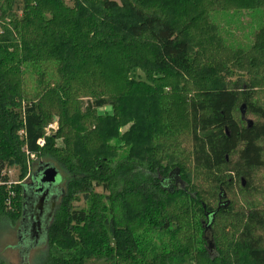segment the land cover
I'll list each match as a JSON object with an SVG mask.
<instances>
[{
	"label": "trees",
	"instance_id": "trees-1",
	"mask_svg": "<svg viewBox=\"0 0 264 264\" xmlns=\"http://www.w3.org/2000/svg\"><path fill=\"white\" fill-rule=\"evenodd\" d=\"M72 1L0 0V216L20 217L9 171L35 154L66 173L37 264H264V205L247 198L264 169V0ZM237 181L247 208L227 196Z\"/></svg>",
	"mask_w": 264,
	"mask_h": 264
},
{
	"label": "rangeland",
	"instance_id": "rangeland-1",
	"mask_svg": "<svg viewBox=\"0 0 264 264\" xmlns=\"http://www.w3.org/2000/svg\"><path fill=\"white\" fill-rule=\"evenodd\" d=\"M66 3L68 5H73V1L72 0H65ZM116 1H120V0H116ZM247 15L244 13L240 14L237 16V18H234V20L238 21V19H240L239 22H243L245 23L246 19H247ZM236 34L241 35V30H235ZM241 37V36H240ZM242 40H246L244 37H242ZM136 75H141V72L136 71ZM236 75L232 77V79H236ZM28 81V79H27ZM30 81V80H29ZM257 96L260 99L264 98V94L258 93ZM83 101H86V98L83 99ZM242 102L239 103L238 105V116L241 115L240 113V109L242 106ZM247 110L244 108V113H245V120L247 119H251L252 121H256V117L253 116L251 113L246 112ZM96 112L98 115H103L106 113H111V108H109L108 106H103V107H99L96 109ZM245 120L243 122H245ZM131 123H126L124 125H122L121 127H119L118 132L120 134H123L124 132L128 131L130 129ZM59 127V123H58V116H53V119L51 122H49L46 127H45V132L49 135V134H54ZM112 144L117 145L119 143V141L115 138H113L112 140H110ZM121 143V142H120ZM119 143V144H120ZM56 145L57 146H63V140L61 138H57L56 140ZM128 148L124 149L120 148L119 150V157H123L126 153ZM27 166H26V172L24 173V175L22 177H19V169L18 167H12L10 168L9 171V175H10V181L13 184H24L25 182H28L30 180V176L32 174V172L35 170V168L37 167L38 162H49L53 165H55L59 170H60V174L61 176L66 177V173L61 169V166L54 160H52L50 157H38L35 154L30 155L29 157H27ZM253 176V185L251 186V189L248 190V192L250 194H247V198L248 197H252V203L254 205L257 206H261L264 205V169L263 170H257L256 172H254ZM243 180V179H242ZM201 181V182H200ZM65 179L61 180V183L59 182V189L64 190V188H66V183H65ZM198 183H201V185L206 189V185L203 184L205 183L202 182L201 179H199L198 181H196ZM246 182L244 180V185L245 186ZM239 186L240 183H235L233 185V189L227 193V196L229 199H232L234 201H236V205L237 208L238 207H242V208H247L248 205L245 202V199H242V196L245 195L246 196V192L245 191H241L239 190ZM255 188V190H257V192H260V194H257L256 192H252L253 189ZM204 189V191H205ZM96 191H102V189L100 187H96ZM206 202L208 201L209 204L211 206H216L217 205V195H216V199L212 198V197H206ZM73 205L75 208H81V207H85L87 204L85 203V201L80 197L79 199H76L73 202ZM19 220L20 217L15 220L12 221L9 218L5 217V216H0V262H3L4 264H20V255H19V251L17 250V244L19 243L18 239V227H19ZM48 250V243L47 240L34 245L33 247H31V250L28 251L27 254V260L29 264H37L39 263V261L42 259V257L44 256V252H46ZM93 264H106V263H102V262H93ZM176 264H193V262L191 261H185V262H179Z\"/></svg>",
	"mask_w": 264,
	"mask_h": 264
},
{
	"label": "flooded vegetation",
	"instance_id": "flooded-vegetation-1",
	"mask_svg": "<svg viewBox=\"0 0 264 264\" xmlns=\"http://www.w3.org/2000/svg\"><path fill=\"white\" fill-rule=\"evenodd\" d=\"M41 169L40 166V162H38L37 167L35 168V170L32 172L31 176H30V180L28 182L24 183L25 186V190L27 192V198L30 199L29 202H24V200L22 199L21 203H22V207L24 209H22L21 207V214H20V220L21 223L23 224L24 222H26V224L24 223V227L23 228V235L19 236V240L20 242L22 241L21 239H25V241L30 242L29 240L36 241V239L38 237L44 238V236L47 235V230L48 227L52 221L54 212L57 208V205L59 203L60 197H61V193H62V189H59V182H55V184H44L43 185V189L46 188L47 190V194L45 195L44 201H43V208L40 210L36 207L35 203H32V201L36 198V197H40V195H42L43 193H45L44 191L46 190H42L41 192L38 193L37 189L39 188V172ZM174 178H176V175L173 176L172 180H167L168 185L171 187L172 185L176 186V187H183L181 185H183V181L181 179L178 180V182L176 183ZM178 179V178H177ZM54 200V201H53ZM225 201H228L226 199V196L222 199H218L217 201V206L220 204L219 208H224L223 204L225 203ZM54 202V204H53ZM25 206V207H24ZM23 210H25L23 212ZM25 213L26 217H23L22 214ZM23 217V218H22ZM208 221L203 222V226H204V230L206 229L207 231L211 232V226L209 227L207 225ZM210 251H214V249H211ZM20 262L21 264H23L24 262L21 261L20 258Z\"/></svg>",
	"mask_w": 264,
	"mask_h": 264
},
{
	"label": "water",
	"instance_id": "water-1",
	"mask_svg": "<svg viewBox=\"0 0 264 264\" xmlns=\"http://www.w3.org/2000/svg\"><path fill=\"white\" fill-rule=\"evenodd\" d=\"M242 107H244V105L241 106L242 115L244 116V109ZM246 122H248L250 124L251 120L247 119ZM40 166H41V169H39L40 170V172H39V176H40L39 184H41V185H39V188L37 189L38 193L41 192L42 190H46V188L45 189L42 188L44 184H48V185L53 184V183L55 184V182H59V177H60L58 168L55 165H53V164H51L49 162H41L40 161ZM174 175H176V178H174V180L177 183L179 178H180L178 169H173L172 171H170L169 175H168V179L172 180ZM183 184H184V182H183ZM242 185H244V180H242ZM25 189L26 188H25V186L23 184L22 185V199L24 200V202H26V201L29 202L30 199L27 198L28 196H27V192H26ZM44 192L45 193L40 195V197H36L32 201V203H35L36 207L38 209H40V210L43 208V201H44L43 197H45V195L47 194V190L44 191ZM62 195H63V191L61 193V196ZM225 196H226L225 193H220L219 194V198L220 199L224 198ZM53 204H54V202H53ZM227 204H228V201H225L223 206L226 207ZM219 207H220V204L218 205L217 209L212 211V213H210V212L206 213V217L208 218V221H209V214H211V219H210L209 223L207 222V225L209 227L211 226V223L213 221V217H214V215H215V213H216V211L218 210ZM22 209H24V208L22 207ZM24 211L25 210H23V212ZM22 216L26 217L25 213H23ZM24 223L26 224V222H24ZM24 223L22 224L21 221H19V227H18V230H17L18 231V239H19V236L23 235V233H22L23 232V228L22 227H24ZM204 237H205V240L207 242V249L209 251L211 249H214V242H213L212 232H209V231H207L205 229L204 230ZM45 238H46V236H44V238L38 237L36 239V241L32 240V242H31V240H29L30 242H27V241H25V239H21L22 240L21 242L18 240L19 243L17 244V248H18V251H19V255H20L21 261L24 262L23 264H29L28 260H27V254H28V251L31 250V247H33L34 245H37V244L45 241L46 240ZM210 252H212V251H210ZM20 264H21V262H20Z\"/></svg>",
	"mask_w": 264,
	"mask_h": 264
},
{
	"label": "built area",
	"instance_id": "built-area-1",
	"mask_svg": "<svg viewBox=\"0 0 264 264\" xmlns=\"http://www.w3.org/2000/svg\"><path fill=\"white\" fill-rule=\"evenodd\" d=\"M42 143V141H40V144Z\"/></svg>",
	"mask_w": 264,
	"mask_h": 264
},
{
	"label": "crops",
	"instance_id": "crops-1",
	"mask_svg": "<svg viewBox=\"0 0 264 264\" xmlns=\"http://www.w3.org/2000/svg\"><path fill=\"white\" fill-rule=\"evenodd\" d=\"M17 248V247H16ZM18 250V249H17Z\"/></svg>",
	"mask_w": 264,
	"mask_h": 264
}]
</instances>
